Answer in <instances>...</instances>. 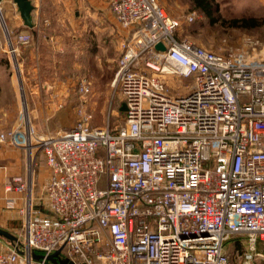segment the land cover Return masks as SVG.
I'll use <instances>...</instances> for the list:
<instances>
[{
  "label": "built area",
  "instance_id": "2783aa9c",
  "mask_svg": "<svg viewBox=\"0 0 264 264\" xmlns=\"http://www.w3.org/2000/svg\"><path fill=\"white\" fill-rule=\"evenodd\" d=\"M106 2L130 32L116 70L123 121L84 115L40 135L23 114L0 129V148L43 153L50 169L37 193L34 177H8L24 202L0 264H53L56 251L76 264H264V54L176 39L181 21L157 0ZM170 79L186 81L173 92Z\"/></svg>",
  "mask_w": 264,
  "mask_h": 264
},
{
  "label": "rangeland",
  "instance_id": "374dc122",
  "mask_svg": "<svg viewBox=\"0 0 264 264\" xmlns=\"http://www.w3.org/2000/svg\"><path fill=\"white\" fill-rule=\"evenodd\" d=\"M32 1L33 28H25L13 0L0 3V129H12L23 114L30 120V129L40 135L70 128L84 115L95 126L122 122L116 70L129 30L117 22L106 0ZM157 1L181 21L176 39H187L215 51L264 54V0H209L211 15L195 0ZM190 14L194 15L191 21L187 18ZM243 19L256 24H245ZM24 31L31 34L28 44L17 41V35ZM12 43L17 48L15 52ZM185 81L170 79L173 92H177V82ZM84 83L89 87L87 92L81 90ZM5 145L15 155L7 158L0 154V203L5 197V205L17 217L2 225L0 204V226L11 230L21 221L24 201L21 193L13 196L14 190L5 191L8 177L13 171L24 178L34 177L37 193L42 181L49 177V169L43 153L31 163L23 147L4 144L1 148ZM16 158L21 160L17 162ZM5 165L9 166L8 172ZM12 200L16 201L13 205ZM226 245L233 252L238 243L229 240Z\"/></svg>",
  "mask_w": 264,
  "mask_h": 264
},
{
  "label": "water",
  "instance_id": "95a60500",
  "mask_svg": "<svg viewBox=\"0 0 264 264\" xmlns=\"http://www.w3.org/2000/svg\"><path fill=\"white\" fill-rule=\"evenodd\" d=\"M3 0H0V3ZM19 11L21 14V17L24 21V26L25 28H33L34 27V20H33V10L35 8L34 3L32 0H13ZM3 20V18H2ZM4 22V20H3ZM5 23V22H4ZM157 48L161 49V50H166V46L164 45V43L160 42L157 44ZM127 109V105L125 102L122 103L121 106V110H126ZM0 236H4L7 239H9L10 241H15L17 240V235H15L12 231H10L7 228L1 227L0 226ZM58 253L59 251H56L50 255H47L46 257L53 262V264H76V262L69 258V257H65L63 259L58 258ZM45 255L41 254V253H34V257L35 258H43Z\"/></svg>",
  "mask_w": 264,
  "mask_h": 264
},
{
  "label": "crops",
  "instance_id": "0c3cea01",
  "mask_svg": "<svg viewBox=\"0 0 264 264\" xmlns=\"http://www.w3.org/2000/svg\"><path fill=\"white\" fill-rule=\"evenodd\" d=\"M110 9V8H109ZM47 88H51L50 87V82L48 83L47 82ZM52 90H53V88H52ZM50 91V90H49ZM71 128V127H70ZM7 144V143H6ZM6 147H3V148H0V154L1 155H3L4 157H7V158H10V157H12V158H14V155L15 154H10L11 152H10V150L9 149H7V146L8 145H5ZM9 147V146H8ZM6 150H5V149ZM19 160H21L20 158H16L15 159V161H17V162H19ZM47 165V164H46ZM4 167V169H5V171L6 172H8V169H9V166L8 165H5V166H3ZM48 167V166H47ZM48 169H49V167H48ZM13 174H10V175H21L22 173H20V172H15V171H13L12 172ZM15 173V174H14ZM49 176H50V169H49ZM49 179V177L47 178V179H45L44 181H42V183H41V186H42V184L45 182V181H47ZM3 181V179L1 178L0 179V182H2ZM2 186V185H1ZM1 190V189H0ZM5 191H6V189H5ZM6 192H8V191H6ZM15 192H17V191H14V195L13 196H17V194L15 193ZM21 196H23V195H21ZM22 199V198H21ZM1 204V206H3V220H4V222L3 223H1L2 225H5L6 223H10L9 221L11 220V221H13L14 219H16V217H17V215H16V213L13 211V210H11V209H9L8 208V206H7V204L5 205V197H4V201L3 202H1L0 203ZM10 208H13V206H9ZM8 208V209H7ZM21 218V217H20ZM9 220V221H8ZM20 224H21V221L19 222V224H18V226L17 227H15V228H13V229H11L10 231H12L13 233H17V231H18V229H19V227H20ZM8 245H9V240L8 239H4L3 237H0V250H5V249H7L8 248Z\"/></svg>",
  "mask_w": 264,
  "mask_h": 264
},
{
  "label": "trees",
  "instance_id": "16d2710c",
  "mask_svg": "<svg viewBox=\"0 0 264 264\" xmlns=\"http://www.w3.org/2000/svg\"><path fill=\"white\" fill-rule=\"evenodd\" d=\"M195 2L207 15H211L212 14V7L210 5V1L209 0H195ZM243 21H244L245 24H250V25H255L256 24V22L254 20L248 21L247 19H243ZM122 113H123V111H122ZM4 238L7 239L6 237H4Z\"/></svg>",
  "mask_w": 264,
  "mask_h": 264
},
{
  "label": "bare ground",
  "instance_id": "6f19581e",
  "mask_svg": "<svg viewBox=\"0 0 264 264\" xmlns=\"http://www.w3.org/2000/svg\"><path fill=\"white\" fill-rule=\"evenodd\" d=\"M30 161H31V163H33V161H34V155H31L30 156Z\"/></svg>",
  "mask_w": 264,
  "mask_h": 264
}]
</instances>
